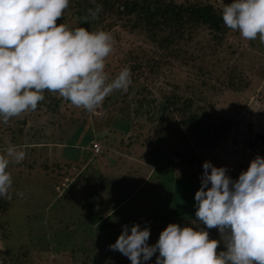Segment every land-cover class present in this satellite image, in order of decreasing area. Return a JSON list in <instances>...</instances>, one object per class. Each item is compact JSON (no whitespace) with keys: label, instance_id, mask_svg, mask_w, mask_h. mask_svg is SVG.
<instances>
[{"label":"rangeland","instance_id":"1","mask_svg":"<svg viewBox=\"0 0 264 264\" xmlns=\"http://www.w3.org/2000/svg\"><path fill=\"white\" fill-rule=\"evenodd\" d=\"M75 2L70 0L58 25L64 23L73 29L86 25L74 13ZM119 36L118 40L113 38L114 52L106 62L109 79H113V73H119L115 69L117 57L131 42L128 33ZM218 56L220 62L207 52L202 58L209 67L215 64L218 68L235 60L252 82L240 94L226 93L214 98L215 112L234 118L227 140L219 145L197 143L188 135L185 139L173 122L164 124L163 131L153 130L150 143H142L148 127L142 131L133 126L127 128L126 117L116 108L122 104H115L114 110L107 98L106 105L95 113L76 108L70 102L61 104L58 113L43 106L33 114L36 117L28 120L22 136L12 134L21 117L11 118L8 124L0 119V153L9 144L26 152L21 163L11 164L8 169L15 198L3 216L10 233L4 237L0 230V264H10L12 257L13 263L19 258L18 264H112L118 251L110 245L125 225L129 234L131 227L139 224L141 229L149 228L153 235H160L170 223L206 228L193 224L197 210L195 194L201 183L190 184L184 176L196 167L179 161L172 153L174 146L186 147L199 160L200 168L205 161L226 167L234 180L256 156L262 157L264 153V44L258 38L245 40L232 31ZM171 69L150 80L154 91L196 79L193 72L176 63ZM134 108L132 105L130 109ZM131 134L136 138L129 143ZM30 142L39 143L27 145ZM93 142L102 147L98 154L90 149ZM53 162H70V166L52 171ZM45 165L50 167L45 169ZM202 175L203 172L201 178ZM206 230L210 239L220 241L218 251L226 250L219 230ZM148 243L155 244L150 238ZM156 260L157 257H151L142 262L156 264Z\"/></svg>","mask_w":264,"mask_h":264},{"label":"clouds","instance_id":"2","mask_svg":"<svg viewBox=\"0 0 264 264\" xmlns=\"http://www.w3.org/2000/svg\"><path fill=\"white\" fill-rule=\"evenodd\" d=\"M70 0H0V119L35 111L45 91L58 94L76 108L95 113L114 91L127 92L131 69L125 67L113 79L106 72L114 39L105 30L69 28L57 21ZM101 5L88 10L86 22L98 19ZM224 25L243 39L264 44V0H232L221 9ZM26 157L9 144L0 153V197L11 199L13 179L8 170ZM200 189L195 194L194 227L170 223L154 245L150 229L125 225L110 245L131 260L156 264H264V157L256 156L238 179L226 167L203 164ZM210 169V171H209ZM210 185V186H209ZM22 195V193L20 194ZM219 230L226 250L206 229Z\"/></svg>","mask_w":264,"mask_h":264},{"label":"trees","instance_id":"3","mask_svg":"<svg viewBox=\"0 0 264 264\" xmlns=\"http://www.w3.org/2000/svg\"><path fill=\"white\" fill-rule=\"evenodd\" d=\"M231 2L232 0H76L74 13L86 23L79 27L90 31H108L117 40L123 32L128 33L131 38L129 45L117 57L115 69L120 71L129 67L132 83L127 92L110 95L107 100L112 101L114 110L115 104H122L116 108L126 117L129 123L127 128L133 126V129L142 131L141 129L148 127L147 137H144L142 143H150L152 131H163V125L171 122L175 128H179V135L185 139L187 135L192 136L197 143L214 146L227 140L234 118L217 114L214 98L226 93L240 94L249 89L251 77L235 60L231 59L218 68L215 64L209 67L202 57L207 52L216 56L220 62L218 51L232 33L223 23L221 9L225 3ZM96 5L102 6L98 19L86 22L84 17L88 16V10L94 9ZM199 50L203 53H199ZM231 53L234 54L235 50H231ZM175 63L178 67H185L193 72L196 79L184 81L182 85L171 83L168 90L158 93L154 91L150 80L164 75L166 71H172L171 66ZM116 75L113 73V78ZM44 96L45 99L35 111L44 106L47 111L58 113L61 104L69 103L48 91H45ZM132 105L135 108L131 110ZM35 111L18 119L12 134L22 136L28 120L36 117L33 115L37 113ZM9 126L7 129L11 130ZM134 138L133 134L129 135V143ZM172 153L179 161L196 167L195 171L184 174L185 180L190 184L202 183L201 172L204 169L199 167L196 156L193 157V153L179 144L174 146ZM62 166L68 167L70 162H53L51 167H44H50L54 171ZM11 194L10 200L0 197V230L4 237H8L10 232L3 216L13 205L15 190H11ZM152 235L150 234V240L153 244L160 235ZM124 257L126 256L118 251L113 256L112 264H131V260ZM152 257L157 256L154 254ZM13 259L12 257L8 262L18 264L19 258L14 263Z\"/></svg>","mask_w":264,"mask_h":264},{"label":"built area","instance_id":"4","mask_svg":"<svg viewBox=\"0 0 264 264\" xmlns=\"http://www.w3.org/2000/svg\"><path fill=\"white\" fill-rule=\"evenodd\" d=\"M90 149L94 154H98L101 151L102 147L98 142H93L90 145Z\"/></svg>","mask_w":264,"mask_h":264},{"label":"crops","instance_id":"5","mask_svg":"<svg viewBox=\"0 0 264 264\" xmlns=\"http://www.w3.org/2000/svg\"><path fill=\"white\" fill-rule=\"evenodd\" d=\"M36 144V143H35ZM27 145H33L32 143H28Z\"/></svg>","mask_w":264,"mask_h":264}]
</instances>
